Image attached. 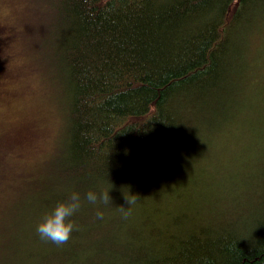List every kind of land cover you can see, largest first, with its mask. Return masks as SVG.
<instances>
[{"label":"trees","instance_id":"trees-1","mask_svg":"<svg viewBox=\"0 0 264 264\" xmlns=\"http://www.w3.org/2000/svg\"><path fill=\"white\" fill-rule=\"evenodd\" d=\"M23 2L19 52L64 130L46 174L1 172L0 264H264V190L251 217L240 202L196 203L227 125L264 128V104L244 114L260 97L249 51L264 0ZM254 146L232 164L237 186L254 177ZM88 191L111 204H90ZM72 192L79 230L60 246L41 240L36 226ZM128 192L138 199L124 219Z\"/></svg>","mask_w":264,"mask_h":264},{"label":"rangeland","instance_id":"rangeland-1","mask_svg":"<svg viewBox=\"0 0 264 264\" xmlns=\"http://www.w3.org/2000/svg\"><path fill=\"white\" fill-rule=\"evenodd\" d=\"M23 5V0H0V177L1 172L6 174L7 168L10 169L9 180L30 169L38 175L46 174L45 160L56 155L55 148L60 145L64 130L61 128L59 133L58 120L41 96L42 87L38 75L26 65L29 63L26 55L19 52L18 31L25 23ZM252 34L249 52L254 60V72L258 74L253 89L260 97L247 102L245 115L253 114L264 104V22ZM239 122H242L241 119ZM227 127L225 135L220 139L221 142L226 140V146L220 143L219 147L223 146L221 152L214 154L220 168L211 166L203 170V174L200 173L201 189L196 192V203H203L201 207L208 210L214 209L219 202L226 201V208L240 202L239 207L252 210L251 213H245L251 217L253 210L262 205L258 202L257 193L264 190V128L254 131V122H247V129L244 128L239 134L236 130L240 128L239 125ZM227 136L230 138L228 141ZM246 143L255 145L250 149V154L257 159L248 160L249 168L245 169V175L251 169L250 175L254 177L246 185L237 186L230 179L234 173L232 164L242 158ZM40 160L44 162L40 164ZM227 181L228 187L218 186ZM224 189L226 194L217 191ZM7 190L0 178V210ZM213 191L218 202L211 201ZM261 198H264V192Z\"/></svg>","mask_w":264,"mask_h":264},{"label":"clouds","instance_id":"clouds-1","mask_svg":"<svg viewBox=\"0 0 264 264\" xmlns=\"http://www.w3.org/2000/svg\"><path fill=\"white\" fill-rule=\"evenodd\" d=\"M109 191V190H108ZM108 191L99 195L93 191H88L85 199L93 205L111 204V198ZM128 203L127 209L119 207L123 218L127 219L132 213V205L138 199L135 194H129L126 198ZM81 207V196L78 192H72L67 201H61L55 205L51 212L46 213L42 221L36 226V232L41 240L51 242L57 246L63 245L69 241L73 231H78V227L71 219ZM96 218L102 220L104 212L97 208Z\"/></svg>","mask_w":264,"mask_h":264}]
</instances>
